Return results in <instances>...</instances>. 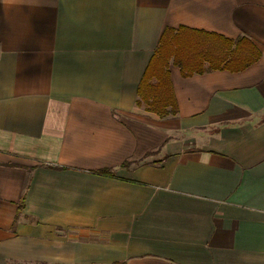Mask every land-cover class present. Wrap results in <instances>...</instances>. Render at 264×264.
Segmentation results:
<instances>
[{
	"label": "crops",
	"instance_id": "0c3cea01",
	"mask_svg": "<svg viewBox=\"0 0 264 264\" xmlns=\"http://www.w3.org/2000/svg\"><path fill=\"white\" fill-rule=\"evenodd\" d=\"M165 27L259 57H170L162 117L137 87ZM0 264H264V0H0Z\"/></svg>",
	"mask_w": 264,
	"mask_h": 264
},
{
	"label": "trees",
	"instance_id": "16d2710c",
	"mask_svg": "<svg viewBox=\"0 0 264 264\" xmlns=\"http://www.w3.org/2000/svg\"><path fill=\"white\" fill-rule=\"evenodd\" d=\"M187 29L190 30L185 27H179L176 30L171 27L164 28L157 49L151 56L137 87V94L140 97L138 104L144 101L147 110L162 117L176 113V104L166 68L170 57H173V63L179 66L183 75L212 69L237 71L245 68L259 57V50L244 37L234 41L225 38L223 56L211 51L202 52V54L200 52L192 53L189 42H186L183 37ZM205 61L208 62V65L203 67ZM128 162L127 160L122 162L121 166H127ZM98 172L109 173L110 170L101 169Z\"/></svg>",
	"mask_w": 264,
	"mask_h": 264
}]
</instances>
